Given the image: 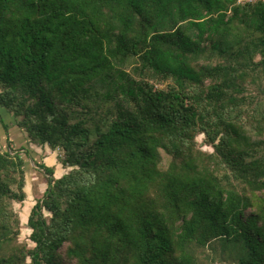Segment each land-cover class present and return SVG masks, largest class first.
<instances>
[{
    "label": "trees",
    "instance_id": "16d2710c",
    "mask_svg": "<svg viewBox=\"0 0 264 264\" xmlns=\"http://www.w3.org/2000/svg\"><path fill=\"white\" fill-rule=\"evenodd\" d=\"M0 108V264H264V0H0Z\"/></svg>",
    "mask_w": 264,
    "mask_h": 264
},
{
    "label": "rangeland",
    "instance_id": "374dc122",
    "mask_svg": "<svg viewBox=\"0 0 264 264\" xmlns=\"http://www.w3.org/2000/svg\"><path fill=\"white\" fill-rule=\"evenodd\" d=\"M1 119H3L8 124L10 129L13 126V123L15 124L16 120L14 116H12V114H10L5 108H0V145L6 148L8 147V138L4 134V130L2 128L4 127V125L3 126L1 125ZM22 133H24V135L26 134L23 130H22ZM11 135H12V138L13 137L15 138L14 133H11ZM11 143L16 148L22 147L20 144L16 146L13 140H11ZM47 146L42 147V146H37V145H33V146L31 145L29 147V149L32 152L31 156H27V154L24 153L25 150H23V153H22V155L27 160L26 191L28 193V196L24 202L15 203V208L18 211L20 218H21L22 233L20 235H21L22 240H28V237L31 233V229L28 226V219H29L31 209L36 203V200L43 196L44 191L46 190L48 186L47 177L45 173L43 172L44 170H42L40 166L37 165L36 163L39 164V163L44 162L50 166H54L55 175L58 177H60L61 175H63L69 170L68 168L64 167L59 161L60 151L59 150L53 151L49 146L48 147ZM205 148H209V147H205ZM29 242L32 244L31 241Z\"/></svg>",
    "mask_w": 264,
    "mask_h": 264
},
{
    "label": "crops",
    "instance_id": "0c3cea01",
    "mask_svg": "<svg viewBox=\"0 0 264 264\" xmlns=\"http://www.w3.org/2000/svg\"><path fill=\"white\" fill-rule=\"evenodd\" d=\"M4 123H6V122L4 121ZM1 125L2 126L4 125L2 121H1ZM2 128L4 130V134L7 136V138H9L10 141L13 140V142L16 144V146L18 144H20L21 146L27 145L28 136H27V134L24 135V133H22V129L19 128V126H17L16 122H15V124L13 123V126L11 127V129L8 127V131L5 129V126ZM11 133H14L15 138L14 137L12 138ZM16 140H17V142H16ZM24 142H25V144H24Z\"/></svg>",
    "mask_w": 264,
    "mask_h": 264
},
{
    "label": "built area",
    "instance_id": "2783aa9c",
    "mask_svg": "<svg viewBox=\"0 0 264 264\" xmlns=\"http://www.w3.org/2000/svg\"><path fill=\"white\" fill-rule=\"evenodd\" d=\"M253 1V0H239V2Z\"/></svg>",
    "mask_w": 264,
    "mask_h": 264
}]
</instances>
